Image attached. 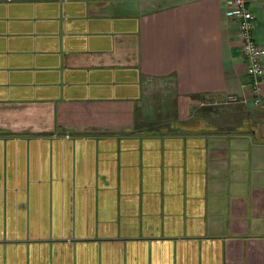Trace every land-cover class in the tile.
I'll list each match as a JSON object with an SVG mask.
<instances>
[{"label": "crops", "instance_id": "1", "mask_svg": "<svg viewBox=\"0 0 264 264\" xmlns=\"http://www.w3.org/2000/svg\"><path fill=\"white\" fill-rule=\"evenodd\" d=\"M230 7L0 0V264H264V121L201 118L264 109Z\"/></svg>", "mask_w": 264, "mask_h": 264}, {"label": "built area", "instance_id": "2", "mask_svg": "<svg viewBox=\"0 0 264 264\" xmlns=\"http://www.w3.org/2000/svg\"><path fill=\"white\" fill-rule=\"evenodd\" d=\"M250 0H231L230 15L239 21V35L242 41L241 52L247 63L246 72L252 79L253 93L258 95L264 83V48L260 47L255 40L254 34L257 27L256 17L250 10ZM218 101H215L214 105ZM246 103L235 95L227 96L222 103L225 105ZM257 103V100H256Z\"/></svg>", "mask_w": 264, "mask_h": 264}, {"label": "rangeland", "instance_id": "3", "mask_svg": "<svg viewBox=\"0 0 264 264\" xmlns=\"http://www.w3.org/2000/svg\"><path fill=\"white\" fill-rule=\"evenodd\" d=\"M203 104L201 106L204 107V111H201V118L206 121L207 126H212L211 130H205V132H234L244 128L243 124L249 127L251 126L250 124L262 125L264 121V109L249 110L237 104L225 105L222 101H218L215 105L209 102H204ZM248 120L249 122H247ZM253 128L255 127L252 126L251 129Z\"/></svg>", "mask_w": 264, "mask_h": 264}]
</instances>
